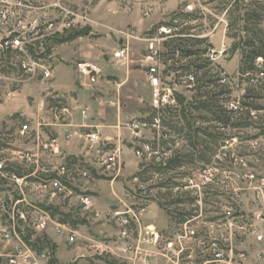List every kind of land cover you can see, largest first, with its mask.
I'll return each mask as SVG.
<instances>
[{
	"label": "rangeland",
	"instance_id": "374dc122",
	"mask_svg": "<svg viewBox=\"0 0 264 264\" xmlns=\"http://www.w3.org/2000/svg\"><path fill=\"white\" fill-rule=\"evenodd\" d=\"M35 5L0 4V10L9 9L7 19H0V203L7 205V211L0 207V264H13L18 238L32 251L46 253L48 261L41 264H149L151 249L158 250L164 264H204L211 259L213 243L233 254V264H264L259 259L264 252V0H66L55 8L44 0ZM65 10L77 16L70 19L71 28L47 34L48 15ZM31 26L34 32H29ZM16 40L19 49L4 46ZM126 43L128 57L111 62L114 50ZM191 43L201 54L183 59L182 46ZM152 45L158 57L151 53ZM224 46L227 52L211 60V50ZM254 52L263 56L254 61ZM159 59L162 100L157 104L149 72ZM195 60L208 64L209 79L221 84L227 79L223 85L231 94L227 90L223 101L242 105L247 97L234 115V126L222 129L211 121L209 108H196L205 98L186 69ZM26 62L35 66L24 68ZM83 64L100 70L95 84L81 73ZM44 68L51 70L50 79ZM56 72L63 81L71 78L84 101L97 109L88 120L100 126L94 129L100 142L93 145L85 136L78 156L60 140L57 149L45 148L47 140L58 138L49 132L51 108L70 107L52 86L59 83L53 80ZM115 151L118 156L110 161ZM28 153L37 155L38 162L27 164L23 157ZM174 158L180 164L165 169L164 163ZM63 166L67 174L61 180L74 197L40 188L58 178ZM9 174L24 181H10ZM79 196L91 197L94 207L86 209ZM196 199L202 200L198 206ZM16 204L25 205L26 221L13 215ZM127 208L138 221L125 239L112 211ZM39 210L56 223L69 224L76 241L57 235L53 226L37 231ZM227 211L244 230L207 225L224 224ZM185 221H192L189 225L197 231L198 240L190 245L192 260L187 259L190 251L178 255L177 248L165 250ZM149 224L161 229L157 246L148 244ZM4 230L12 232L14 241L3 238ZM199 241L205 242L201 250ZM92 243L105 249L88 248ZM129 245L139 250L127 252Z\"/></svg>",
	"mask_w": 264,
	"mask_h": 264
},
{
	"label": "built area",
	"instance_id": "2783aa9c",
	"mask_svg": "<svg viewBox=\"0 0 264 264\" xmlns=\"http://www.w3.org/2000/svg\"><path fill=\"white\" fill-rule=\"evenodd\" d=\"M44 1V0H0V4L5 5L4 7L9 6H15L20 8H30L35 9L36 3ZM66 0H49V8H55V7H61L62 4H64ZM2 8L0 10V19L6 20L9 9L8 8ZM74 17H77L75 13H73L70 10H65L63 13H56L51 12L47 17L46 25H44V30L47 34L55 35L64 33L65 30L71 28L72 23L70 22V19H73ZM36 30V27L31 26L29 28V32H34ZM18 32V31H17ZM127 38L129 39V35H127ZM4 46L6 47H12L15 49H19L21 47L20 41H6L4 43ZM151 53L154 55V57H158V50H155L153 45L150 47ZM130 48L128 43L120 47L118 50H116L113 54V58L116 60H123L128 57ZM227 52V48L224 46L220 50H211V53L209 54L211 60L215 61L219 57L223 56ZM152 59V57H150ZM154 59V58H153ZM159 62L160 59L157 60L155 65L150 69V79H151V85L156 89V95H155V103L158 104L159 101H161V95L159 93L160 89V79H159ZM35 66V64H31L29 62L24 63V68L29 69V67ZM81 73L86 76L91 84H95L98 79L100 78V70L98 67L91 65V64H83L80 66ZM45 78H51L52 72L48 68H44L43 71ZM193 80V79H192ZM227 82V79L222 80V83L225 84ZM230 107L235 109V104L230 103ZM52 116L56 119V121H67L71 116L72 109L68 107L67 105H59V106H53L50 110ZM82 118L83 120L87 121L89 119V111L87 109L82 110ZM28 129V126H23V132H25ZM66 138H71V133L67 132ZM87 138L90 139L91 143L97 144L100 142V137L97 132H92L87 135ZM48 143H45V148H58L59 145V139L58 138H51L47 140ZM119 151H115L109 158L110 161H114L116 157L118 156ZM23 160L27 164L37 163V155L28 153L23 157ZM3 169V164H0V171ZM67 174V168L65 166L61 167L58 171V178L44 181L40 188L43 189V191H52L55 195L56 194H63L68 197H74L75 193L73 190L69 189L63 182L62 178ZM88 173H83L84 176H87ZM7 179L10 181H14L18 184H20L24 179H20L15 174H9L7 176ZM144 195H147V191L143 192ZM79 199H81L82 204L85 206L86 209H92L94 207V200L91 197L88 196H79ZM200 200V198H199ZM196 199L195 205H200L201 201ZM22 202H25L27 204L26 196L23 195ZM22 203V204H25ZM0 207L2 210L7 211V205L5 202L1 201ZM13 215L17 216L19 220H27V211L25 210V205H19L16 204L13 207ZM101 214V212H97V215ZM112 218L116 222L117 226L120 229H123L122 237L125 239L130 238L129 236V230L131 226L133 225V222H137V216L134 214L132 209H115L112 211ZM225 223H204L207 224L213 228L222 229L223 227L228 228L229 230H233L235 228L244 230L243 227H238L237 223L235 222V219L233 218L232 211L225 212ZM192 221H185L182 228L178 231H176L173 234V242H168L165 245V250L167 251H173L177 248L178 255L185 254V252L190 251L188 254L187 259H193L194 252L192 251V248L190 245H193V243L197 242V231L194 230L192 227H190V223ZM49 226H53L55 229V233L59 236L66 237L71 242H75L77 235L76 232H74L73 228L69 224H59L56 223L49 213H47L44 210H39L37 212V216L35 219V228L37 231H44ZM149 230L150 238L148 239V244L157 246L161 242V237L158 234V232H155V229H151L150 227L147 229ZM256 233V230L254 231ZM3 238L7 241H14L13 240V234L11 231H3ZM260 241L262 240V237H259ZM18 246H17V253L16 255L12 256L11 262L13 264H41L43 262L48 261V256L46 253L38 254L34 251H32L30 248H28L21 240L18 238ZM200 244H198V248L201 250V247L205 246V242L199 241ZM90 249H95L97 252H102L105 249V245L98 244V243H92L87 246ZM139 247V246H138ZM136 246L129 245L125 248L127 252L132 251L135 249L136 251L139 250V248ZM209 251L211 254V259L206 260L204 264H233L234 256L233 254L229 255L225 249H223L221 246L217 244H212L209 246ZM240 262H243L245 259L244 253H240L237 257ZM259 259L262 261L264 260V252L259 254Z\"/></svg>",
	"mask_w": 264,
	"mask_h": 264
},
{
	"label": "trees",
	"instance_id": "16d2710c",
	"mask_svg": "<svg viewBox=\"0 0 264 264\" xmlns=\"http://www.w3.org/2000/svg\"><path fill=\"white\" fill-rule=\"evenodd\" d=\"M182 41V40H181ZM187 41V40H185ZM183 41V42H185ZM191 41V40H190ZM193 41V40H192ZM194 42H198L197 40H194ZM181 46V45H180ZM196 46L195 44L191 43L188 44L186 46H182V51H181V56L183 59H190V58H198L199 55L201 54V50L200 49H195ZM255 56L253 57V60L255 61L258 58H261L263 56L262 53L260 52H254L253 53ZM210 62V61H208ZM254 66V65H253ZM208 67V64H198V60H195L194 65L189 64L186 69L189 73H191L192 75H190L194 81L193 82H197V86H198V91H199V96L201 94V98H205L203 99L204 101H197V103L195 104L197 109L200 108H209L210 110V116L212 118V122H215L216 124H219L222 129L223 128H227L228 126H234V115L238 114L239 112H241V110L243 109L242 107H245L244 105V101H246L247 97H244V101L241 105V102L238 105H235V109L230 107V102L228 101H223L221 99V97H223L224 95L227 94H231V90L230 87H226L225 85L221 84L220 79L214 80V79H209L208 78V71L206 72ZM255 67V66H254ZM252 69V67H251ZM256 69V67H255ZM206 72V73H205ZM199 74H201L202 76L199 77ZM244 74H253V72L247 71ZM226 89L225 90H223ZM222 89V90H220ZM227 90H229L230 92L227 93ZM204 91H206V95H202V93H205ZM227 93V94H226ZM196 100H198V98H196ZM196 102V101H195ZM247 107V105H246ZM187 108H185V110H183L184 115H188V111H186ZM165 164V169H171L173 170L177 165H179V159L174 158V159H170L168 160ZM196 200L194 201V205H195Z\"/></svg>",
	"mask_w": 264,
	"mask_h": 264
},
{
	"label": "crops",
	"instance_id": "0c3cea01",
	"mask_svg": "<svg viewBox=\"0 0 264 264\" xmlns=\"http://www.w3.org/2000/svg\"><path fill=\"white\" fill-rule=\"evenodd\" d=\"M118 49H115L114 51H116ZM111 62L112 61H117L116 59L113 58V55ZM62 79V80H61ZM53 80L54 81H59L58 82H54V84L52 85L53 88H55V91H59L61 94L65 95L68 98L69 101V105L72 109V117L70 119H68L67 121H64L63 123H59L56 121V119L52 116V114L49 112V132H55L58 134V138L60 140V144H62V146L64 145H70V147H74V153H71V155H75L78 156V150H80V148L78 149V147L80 146V143H82V141L84 140L85 136H87L89 133L86 131V129H90L89 132H94V129H99V125L94 124L95 121L91 120L90 121H84L82 119V115L81 112L82 110L86 109V105L88 103V105L90 106L87 110L90 113V116L92 115L93 117L97 116L96 113V106L94 103H89L87 102V100L84 101V95L82 94V91H80V89H78V87H76V85L74 86L73 81L70 79L63 81V78L61 77V75L58 76V72H56V74H54L53 76ZM86 96V94H85ZM67 132L71 133V138L67 139L66 138V134ZM99 134V133H98ZM107 136V134L104 135ZM100 137V134H99ZM102 137V139H104ZM101 139V140H102ZM79 152H82V150H80ZM151 228H155L158 232V234L161 236V232H160V228L156 227L153 224H149L148 225ZM159 228V229H158ZM138 243V241H136V244ZM149 252V251H148ZM157 256V257H155ZM154 258V260H153ZM157 259V260H156ZM164 260L162 258H160V256H158V250H153L151 249L150 251V258H149V264H164L163 262Z\"/></svg>",
	"mask_w": 264,
	"mask_h": 264
}]
</instances>
